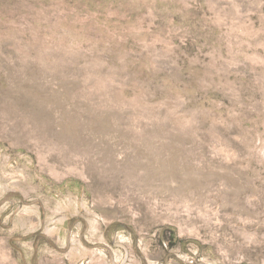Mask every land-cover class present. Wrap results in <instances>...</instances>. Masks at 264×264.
<instances>
[{"label":"rangeland","instance_id":"rangeland-1","mask_svg":"<svg viewBox=\"0 0 264 264\" xmlns=\"http://www.w3.org/2000/svg\"><path fill=\"white\" fill-rule=\"evenodd\" d=\"M0 264H264V0H0Z\"/></svg>","mask_w":264,"mask_h":264}]
</instances>
